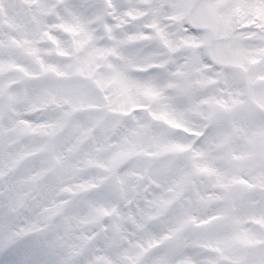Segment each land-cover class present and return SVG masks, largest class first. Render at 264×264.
I'll list each match as a JSON object with an SVG mask.
<instances>
[{"label": "snow or ice", "instance_id": "6c2138e0", "mask_svg": "<svg viewBox=\"0 0 264 264\" xmlns=\"http://www.w3.org/2000/svg\"><path fill=\"white\" fill-rule=\"evenodd\" d=\"M0 264H264V0H0Z\"/></svg>", "mask_w": 264, "mask_h": 264}]
</instances>
